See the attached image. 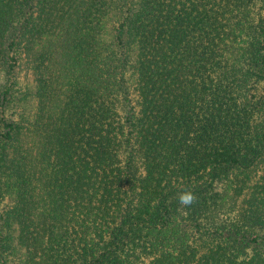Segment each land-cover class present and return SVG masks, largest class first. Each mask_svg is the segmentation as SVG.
<instances>
[{
    "label": "trees",
    "instance_id": "obj_1",
    "mask_svg": "<svg viewBox=\"0 0 264 264\" xmlns=\"http://www.w3.org/2000/svg\"><path fill=\"white\" fill-rule=\"evenodd\" d=\"M0 264H264V0H0Z\"/></svg>",
    "mask_w": 264,
    "mask_h": 264
},
{
    "label": "rangeland",
    "instance_id": "obj_2",
    "mask_svg": "<svg viewBox=\"0 0 264 264\" xmlns=\"http://www.w3.org/2000/svg\"><path fill=\"white\" fill-rule=\"evenodd\" d=\"M22 83H23V86H30L31 87V78L29 77V75L23 73L20 77Z\"/></svg>",
    "mask_w": 264,
    "mask_h": 264
},
{
    "label": "clouds",
    "instance_id": "obj_3",
    "mask_svg": "<svg viewBox=\"0 0 264 264\" xmlns=\"http://www.w3.org/2000/svg\"><path fill=\"white\" fill-rule=\"evenodd\" d=\"M193 198L194 197L191 194H186V195L181 197V201H182V203L187 205V204H190L192 202Z\"/></svg>",
    "mask_w": 264,
    "mask_h": 264
}]
</instances>
